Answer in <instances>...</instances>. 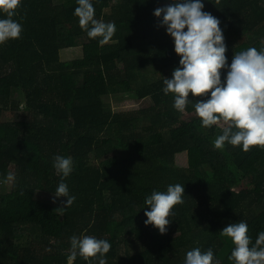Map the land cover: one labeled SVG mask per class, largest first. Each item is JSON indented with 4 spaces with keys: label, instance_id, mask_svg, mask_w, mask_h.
<instances>
[{
    "label": "trees",
    "instance_id": "obj_1",
    "mask_svg": "<svg viewBox=\"0 0 264 264\" xmlns=\"http://www.w3.org/2000/svg\"><path fill=\"white\" fill-rule=\"evenodd\" d=\"M202 2L221 21L229 66L235 52L261 49L264 0ZM91 3L96 19L116 25L107 45L80 28L77 0H22L14 16L21 38L0 45V264H67L73 235L107 240V264H183L195 247L234 264V245L219 233L241 220L253 243L264 231V148L215 149L222 128L202 127L194 111L205 98L190 95L193 103L179 113L173 95L163 93L180 57L154 10L173 0ZM79 47L80 58L62 60L63 49ZM221 76L224 82L226 69ZM133 93L137 110L115 112L105 100ZM185 153L181 167L177 157ZM56 155L73 161L64 182L76 199L63 216L54 210L66 198L53 204L43 197L60 183ZM170 184L183 185L185 195L161 235L145 226L144 201ZM74 264L97 262L78 256Z\"/></svg>",
    "mask_w": 264,
    "mask_h": 264
},
{
    "label": "clouds",
    "instance_id": "obj_2",
    "mask_svg": "<svg viewBox=\"0 0 264 264\" xmlns=\"http://www.w3.org/2000/svg\"><path fill=\"white\" fill-rule=\"evenodd\" d=\"M22 0H0V13L6 18L0 19V45L10 40L21 38V23L14 19ZM78 7L74 15L79 20L80 28L89 39L99 38V45H107L116 32L114 22H104L95 18V9L91 0H77ZM202 0H173L164 7H157L154 15L162 17L160 27L174 40L175 53L180 57L179 64L172 78H164L162 89L165 95L174 97L173 108L184 113L189 97H204L194 103V111L204 128L219 126L222 134L213 141L215 149L222 150L225 144L241 147L244 152L260 147L264 148V40L261 49L249 47L235 52L230 66L226 52L227 46L221 21L211 13L204 11ZM227 70L226 80L222 82V70ZM210 97V98H209ZM23 109L24 105L21 104ZM53 168L58 176V184L53 204L57 198L60 206L54 213L63 216L64 212L75 202L70 195L69 187L64 182L73 171L71 157L56 155L53 157ZM14 174L9 172L3 183L14 181ZM185 188L181 184L168 185L166 191L154 190L145 198V226H154L161 235L166 234L174 215L173 209L183 203ZM246 222L230 223L219 233L230 239L234 245L229 261L234 264H264V231H261L255 242L248 235ZM111 244L104 239L91 235H73L67 264H74L77 257L85 261L95 260L97 264H107L105 256ZM183 264H220L214 262L211 248L202 251L195 247L186 253Z\"/></svg>",
    "mask_w": 264,
    "mask_h": 264
},
{
    "label": "rangeland",
    "instance_id": "obj_3",
    "mask_svg": "<svg viewBox=\"0 0 264 264\" xmlns=\"http://www.w3.org/2000/svg\"><path fill=\"white\" fill-rule=\"evenodd\" d=\"M60 1L62 2L65 0H57V2H60ZM60 55H61L62 60L70 61V60H73V59L78 58V57L80 58L82 56V49H81V47H79L77 49H63L61 51ZM16 97L19 101L24 100L22 93H18V95ZM118 97H119V100H116L115 98L111 99V98H107V97L105 99L108 103L111 104L112 109L115 112L137 110V109H139L140 106H142V103L136 98L135 93H133V94H121ZM7 119L9 121L13 120L11 115L7 116ZM162 140H163V135H157V136L155 135L154 136L155 142H161ZM177 163L181 167L187 166L186 153L178 155ZM13 171H14V168L11 169L10 172L14 174ZM11 187H12V183L2 185V189H4V190L5 189H11ZM43 197L46 199H50V201H52L54 196H52L51 194H48V193H43ZM24 218H26V220L24 219V221L31 222V218L25 217V216H24ZM133 247H135V246H130L131 249H133Z\"/></svg>",
    "mask_w": 264,
    "mask_h": 264
}]
</instances>
